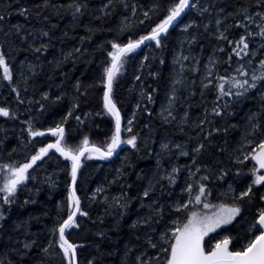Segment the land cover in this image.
Instances as JSON below:
<instances>
[{
  "label": "snow or ice",
  "instance_id": "6c2138e0",
  "mask_svg": "<svg viewBox=\"0 0 264 264\" xmlns=\"http://www.w3.org/2000/svg\"><path fill=\"white\" fill-rule=\"evenodd\" d=\"M221 3L222 0H150V6L146 7L138 0H101L98 15L94 16L101 23L97 27L85 26L89 35L80 38L81 47H73L62 52L59 59L47 61L60 68L70 58L75 61L77 54L88 53V49L82 47L84 41L90 40L95 32L113 31L105 29L104 24L118 6L128 11L129 14L121 16L118 22L117 36L102 41L94 50L104 53L98 79L85 84L76 78L71 84V93L64 80L55 86L56 92L51 85L45 90L37 88L33 80L38 65L31 60H21L16 70L9 62L8 51H19L12 47L15 41L9 43L13 28L20 34L22 42L31 37L25 50L31 51L37 61L40 58L36 54L41 50L46 52L51 46L50 30L33 29L38 36L25 32L21 24L10 26L8 31L0 30L5 37V42L0 43V82L7 81L17 104L15 109L0 106V117L19 120L21 108L27 113V118L21 122L24 125L21 135L9 151L11 155L18 150H27L24 158L0 161V229L10 219L14 205L24 207L36 202L31 198L32 194H39L41 189L35 185L29 188V181L47 183L55 188V177L64 173L67 192L57 204V219L47 228L46 242L39 240L38 233L31 232V216L13 221L12 231L23 228L24 239L17 238L13 242L16 246L0 255V264H24L33 248L40 250L35 264H80L78 251L86 241L73 240L70 230L79 229V220L89 216L79 194L84 183L85 161L107 160L122 144L130 145L136 151L147 147L154 131L152 121L143 125L148 129L147 136H142L141 131H133L134 121L138 113L152 116L148 105L155 103L162 82L164 98L158 116L165 124H175L185 139L160 142L152 174L147 178L143 170L136 174L138 180H146L137 193L131 192L133 185L126 180L129 173L126 171L128 158L125 157L115 169L112 180L107 181L108 187L98 185L88 197L94 201L102 195L104 212L113 217V227L117 230L130 212L135 210L137 213L128 227L133 230L138 243L125 245V250L119 253L120 264H264V0H237L234 7L230 4L220 6ZM90 6V0H68L67 4L59 6L51 0H43V8L51 7L57 15L61 11L70 13L76 23ZM10 8L9 4L5 10H0V22L11 14ZM193 9L208 19L203 24L195 19L185 22V16ZM16 11L31 15V9L27 7L17 5ZM36 15L40 16V12ZM43 19L49 20V17ZM177 27L181 29V36L172 49L171 64L165 77L170 30ZM233 29L239 34L229 38ZM204 33L217 44L202 62L204 45L199 41L205 38ZM44 37L49 42L36 43ZM225 45L228 48L226 57H221L219 54L225 53ZM142 46L149 51L134 69L133 84L129 89L139 92V100L135 110L125 118L115 99L114 88ZM196 46L200 53L194 51ZM221 65H226L222 71ZM63 75L67 77V73ZM148 78L153 79V85L146 83ZM98 86H102L101 105L99 110H94L89 106V97ZM30 88L32 94H29ZM36 92H39L38 101ZM195 97H199L197 106L202 107V112L193 120L189 109ZM65 98L68 99L67 106L63 103ZM247 101H254V106L245 108ZM65 107L66 111L47 125L37 119ZM105 122L109 127L103 140H93L92 133L99 131ZM0 133L3 134L0 148L9 149L8 130L0 129ZM36 138L48 142L35 146ZM225 153L233 165L234 180L241 187L229 182L227 188L217 191L214 197L213 179L224 180L231 170L217 159ZM181 156L189 157L190 163L180 164ZM204 157L209 162H205ZM49 161L56 167L41 181L35 173ZM182 172L183 184L178 185ZM112 184L120 186L116 194H109L108 188ZM176 187H179V194L175 193ZM141 230L142 237L137 234ZM96 235L104 238L106 233L98 231ZM95 247L99 256H92L87 264H99L103 256L100 245ZM150 250H156L154 257L149 254ZM11 253L19 260L12 259Z\"/></svg>",
  "mask_w": 264,
  "mask_h": 264
},
{
  "label": "trees",
  "instance_id": "16d2710c",
  "mask_svg": "<svg viewBox=\"0 0 264 264\" xmlns=\"http://www.w3.org/2000/svg\"><path fill=\"white\" fill-rule=\"evenodd\" d=\"M141 5L146 7L150 6V0H138ZM52 4L57 6L62 4H67L68 0H51ZM101 0H90V8L85 12L83 16L79 18L78 23L72 20L71 14L61 11L59 15L56 14L55 9L43 8V0H0V10H5L8 5H11L9 9L10 15L6 16V19L0 22V30L8 31L9 27L16 24L24 25L25 32H32L33 35L38 36V33L33 32V29L45 28L50 30L52 39L50 40L51 46L45 52L41 50L40 53L36 54L39 56V61H37L31 51L25 50L28 48V44L31 42V37L28 41H20V34L12 29V35L10 36L9 43H12L13 49H19V51L12 50L8 51L7 55L9 62L13 65L14 70L19 68V62L21 60H31L33 63L38 65L37 75L34 77L33 82L36 84L37 88L40 90H45L49 85L52 86L53 92H56V85L60 84L62 80L65 81V87L71 93V84L74 83L76 78L81 79L85 84L92 83L98 79L100 74V62L104 60V53L102 51H94L97 49L98 45L102 41L109 40L117 36V26L118 22L123 15H128V11L122 6H118L115 13L110 16L106 23L104 24L105 29L111 28L113 31H101L92 34L90 40H85L83 43V48L88 49V53L83 56L77 54V59L73 61L71 58L63 63L60 68H55L54 64H50L47 61H53L54 59H59L61 53L68 52L73 47H81L80 38L89 35L87 32L86 25L97 27L100 25V21L95 20L94 16L98 15V8ZM237 0H222L220 6H225V4H230L235 6ZM17 5L22 7H27L31 9V15L25 16L21 15L16 11ZM40 7H37V6ZM231 8H229V11ZM40 12V16L36 13ZM139 15V13H137ZM48 16L49 20H44L43 17ZM189 19H195L203 24L207 16L201 17L200 14L195 10H191L187 16H185V22ZM55 24L57 27L53 28L52 25ZM214 28V25L212 26ZM200 31L203 33V29ZM67 33V35H64ZM239 33L233 29L229 38L232 35H238ZM205 38H202L199 43L204 45L203 53L201 54L202 62L206 61L208 56L212 54L213 48L216 47L217 41L214 38L208 37V34H203ZM181 36L180 28H173L171 30L170 43L167 53L168 64L164 67V76L167 77L169 66L171 64V54L172 49L177 45V39ZM5 42V37L2 32H0V43ZM41 42H49L47 37L38 39L37 44ZM225 53H220L221 57H226V52L228 50L227 45H225ZM149 49L144 47L140 52L134 55V59L130 62L127 67V72L122 75L118 80L114 92L115 99L118 101V106L121 107L122 115L127 118L134 110L135 104L139 100L138 91H130V86L133 84V72L142 56L148 52ZM196 53H200V48L198 46L194 47ZM15 57V60H12ZM226 65H221V71ZM153 71L156 69L153 68ZM147 69L144 70V75L147 76ZM2 72V70H0ZM67 73V77L63 74ZM51 78V79H50ZM146 83L153 85V79L148 78ZM161 91L155 96V103L149 104L148 107L152 109V116L149 117L147 113L137 114V120L134 121L133 131H141L142 136L149 135L148 129L143 128L149 120L152 121V126L154 131L151 133L152 140L148 143L147 147H142L140 151L132 150L131 147L123 148L119 154L110 161L103 162L98 160H86L83 167L84 173V183L80 191L82 197V206L85 211L89 212L88 217H82L79 220L81 227L76 230L71 231V238L73 240L83 239L86 241L83 247L78 251V259L80 264H87V260L92 256H99L95 245L99 244L100 249L103 252L102 258L99 259V264H120L119 253L125 250V245H133L138 242L135 239L133 230L129 229L128 225L131 224L132 220L136 218V211L130 212L120 224L119 230L113 227V217L107 215L104 212L105 204L103 203L102 195L96 198L94 201L90 200L88 197L92 191L96 189L98 185L108 187L107 181H111L112 177L115 175V169L120 167L121 163L125 161V157L128 158L126 162V171L129 175L126 177L128 183L133 185L131 192L137 193L139 186L143 185L146 180H138L137 173L143 170L145 178L152 174L153 169L156 164V153L160 151V142L172 139L174 141H182L185 139L184 135L177 131L175 124H165L160 120L158 113L160 110L161 102L164 98V88L163 82L160 85ZM33 89H29V94H32ZM102 96V86H98L96 89L92 90L90 99V107L94 110H99L101 105ZM35 99L39 100V92H36ZM199 97H195L192 100V107L189 109L191 119L195 120L197 116L202 112V107H198ZM64 105H68V99L65 98ZM254 101H247L245 108L253 107ZM0 106H8L13 109L16 108V100L14 98V93H10V89L7 86V81L0 82ZM87 110V109H85ZM64 109H54L49 113H46L43 117L38 116L37 119L44 125L50 123L54 118L58 119L60 114H63ZM21 115L19 120H12L8 117H0V129L8 130V140L11 141L9 149L0 148V161L7 160H22L24 158L25 152H17L9 155L10 148L15 146L19 136L21 135V129L24 125L21 123L27 118V113L24 109H20ZM243 115V112H241ZM239 117H237L238 119ZM100 121H98L99 123ZM126 123V119H125ZM74 124V122H73ZM109 125L105 122L99 131H94L92 133V139L96 141L103 140L105 133L108 132ZM49 135V134H46ZM126 135V134H125ZM235 136V133L232 134ZM232 136L229 137L231 140ZM0 139H3V134L0 133ZM47 143V139L36 138L35 146H39L40 143ZM31 147V146H30ZM151 149V152L148 151ZM62 159V158H61ZM217 159L223 161V165L228 166L229 175L224 178V180L216 181L213 179V196L215 197L216 192L222 189H226L229 182H232L235 187H241V184L234 180V168L233 165L229 163L227 158V153L223 156H218ZM173 162L176 161V156L172 157ZM205 162H209L207 157H204ZM180 164L190 163L189 157H179ZM62 166V165H61ZM251 166L250 164L248 165ZM56 167L51 161L46 162L43 168L37 169L35 173L43 181L47 173L52 172ZM213 167L215 165L213 164ZM45 169L47 171H45ZM250 175V174H247ZM184 173H181V178L177 181L178 185L183 184ZM57 186L52 188L51 185L47 183H36L35 181H29V188L39 187L41 190L39 194H32V199L35 203H30L24 207H20L16 204L12 207L10 212V219L4 224L3 229H0V255L4 254L7 250L16 245L13 243L17 238L24 239V229L21 228L16 232H13L15 224L13 221L19 219H27L29 216L32 219L29 221L30 230L32 233L39 234V240L46 242L48 239L47 228L51 227L53 222L57 219V204L67 195L66 192V176L64 173H59L56 177ZM120 190L119 184H112L109 188V194H116ZM127 190V189H125ZM175 193L179 194V187L175 188ZM24 193L21 194V200L23 199ZM135 208V202H134ZM47 213V215H44ZM64 213H60L63 215ZM101 217H103V222H101ZM251 217H249L250 219ZM98 231H104L106 236L104 238L98 237L96 233ZM232 231L235 233L236 229L233 228ZM141 237L143 236V230L137 233ZM11 235L12 239L9 240L8 236ZM39 248H33L30 251L29 256L25 257L24 264H35V261L39 259ZM149 254L153 257L156 254V250H150ZM135 252H133V256ZM11 258L14 260H19L14 253H11Z\"/></svg>",
  "mask_w": 264,
  "mask_h": 264
},
{
  "label": "water",
  "instance_id": "95a60500",
  "mask_svg": "<svg viewBox=\"0 0 264 264\" xmlns=\"http://www.w3.org/2000/svg\"><path fill=\"white\" fill-rule=\"evenodd\" d=\"M171 30H172V29H171ZM171 30H170V31H171ZM143 48H144V47L142 46V49H143ZM140 51H141V50L138 49V50H137V53L140 52ZM126 147H130V145L122 144V145L120 146V148L117 149V153L114 154L113 157H111V158H109V159H107V160H101V159H99V158H93L92 160H98V161H103V162L110 161L111 159L115 158L123 148H126ZM57 155H58V154H57ZM62 159H63V158H62Z\"/></svg>",
  "mask_w": 264,
  "mask_h": 264
}]
</instances>
